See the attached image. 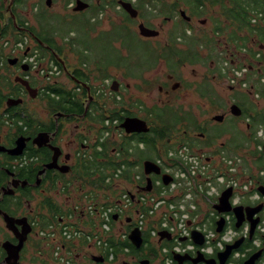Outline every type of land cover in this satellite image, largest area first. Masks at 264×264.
I'll return each mask as SVG.
<instances>
[{"label":"flooded vegetation","instance_id":"obj_1","mask_svg":"<svg viewBox=\"0 0 264 264\" xmlns=\"http://www.w3.org/2000/svg\"><path fill=\"white\" fill-rule=\"evenodd\" d=\"M241 4L242 0H0V264L47 263L50 249L43 246L39 232L76 221L80 195L85 185L91 186L88 178L95 177V167L124 163L142 175L145 161L158 162L180 149L216 163L221 154L229 155L227 144L236 148L230 154L239 160L234 178L247 189L239 195L245 200L239 203L238 198L233 206L243 208V219L235 228L232 214L237 236L224 247L239 243L224 264H264L260 192L264 191V42L246 32L264 29V13L251 11L250 24L240 31L234 17ZM52 8L61 11L50 14ZM52 18L60 25L53 31ZM98 23L109 26L94 34ZM209 23L211 28L204 32ZM71 24L75 30L68 36L62 29ZM226 25L232 51L227 43L225 53H218L217 46L207 49L224 34ZM81 27L87 32L86 41ZM141 27L153 34L142 35ZM112 32L117 35L110 42ZM233 33L236 39L231 42ZM97 39L102 48L95 46ZM207 62L209 70L196 72ZM190 67L191 72L182 71ZM114 71L124 74L117 79L111 75ZM145 72L153 73L145 77ZM224 77L235 91L234 99L220 115L207 118L206 105L216 99L209 81ZM251 77L259 86L248 85ZM132 80L135 85L128 82ZM100 82L114 96V104L97 88ZM113 82L115 92L110 89ZM192 89L203 112L182 113L184 100L178 102L177 95L186 99ZM176 103L178 108L173 109ZM233 107L239 115H234ZM126 120L144 121L148 131L127 132L120 127ZM185 122L189 127H181ZM222 124L226 126L220 131L215 128ZM241 131L249 144L245 154L238 152L243 147ZM228 189L231 201L237 193ZM225 190L220 189V195ZM130 219L126 226L134 225ZM218 253L204 259H216L218 264ZM186 255L182 264H205L193 261L197 254ZM128 258L126 264H161L147 239Z\"/></svg>","mask_w":264,"mask_h":264},{"label":"built area","instance_id":"obj_2","mask_svg":"<svg viewBox=\"0 0 264 264\" xmlns=\"http://www.w3.org/2000/svg\"><path fill=\"white\" fill-rule=\"evenodd\" d=\"M238 76V74H237ZM239 160L231 155L221 154L216 163L204 161L202 155L180 149L163 160L155 162L161 174L171 177L168 185H163L160 176L150 192L143 189L146 177L132 171V181L122 178L124 166L117 169L106 179L111 185L102 199L87 196L77 209L76 221L67 220L65 224L51 226L39 232L43 246L50 249L46 264H125L129 262V249L114 244L124 243L127 232L120 229L127 218H133L142 237L155 248L161 264H173L174 255L189 253L212 255L224 250L225 244L237 236L232 229V213H207L218 202L220 189L234 188L237 196L246 191L234 178ZM125 185L122 187L121 185ZM115 195L116 198H110ZM103 196V195H101ZM230 201L237 204L238 197ZM232 197V198H233ZM203 211V215L199 212ZM113 215H117L113 221ZM223 218L220 233L215 231L216 221ZM200 232L203 243L197 246L191 240V231ZM165 231L170 240L159 241L158 233ZM185 239L181 241V239ZM43 247V248H44ZM101 257V263L92 261ZM228 264H233L229 262Z\"/></svg>","mask_w":264,"mask_h":264},{"label":"rangeland","instance_id":"obj_3","mask_svg":"<svg viewBox=\"0 0 264 264\" xmlns=\"http://www.w3.org/2000/svg\"><path fill=\"white\" fill-rule=\"evenodd\" d=\"M39 8H40V11H44V8L41 9V6H39ZM32 11H33V8L31 6V8H30V14H33ZM59 11H61V9H59V8H52L49 13L50 14H56L57 13V15H58V12ZM31 18L33 19V16ZM54 19L55 18H52V20L50 21V23L53 22V25H54V21H55ZM30 26L33 27L35 30H38V32L39 31L40 32H43L38 23H32L31 22L30 23ZM108 26H109L108 24H104V23L95 24L93 26L94 34H97V33H100V32H105V29L108 28ZM226 26H228V27L224 31V34L223 35L222 34L219 35V37L215 40V42L212 45L207 46V49H212V48H215L217 46L216 47V51L218 53L220 51L222 53L224 51V53H225V44L226 43L227 44L229 43V42L226 41V39H227L226 33L229 31V28H230L229 25H226ZM210 28H211V23H209L205 28H203V31L204 32H208ZM163 34L161 35L160 38H162ZM51 35H54V32H52ZM68 36H69V34H68ZM162 42H163V40L161 39V43ZM249 47H250L251 50H254L255 49L252 45H250ZM228 48H229L230 51H232L231 50V47H230V44H228ZM206 52H207V50H206ZM235 57H237V55ZM235 57L233 59H235ZM219 62L221 64V60ZM208 64L209 63L207 62V66L206 67H203L202 69H200V71H197L196 70V72H202L203 73L205 69H208L209 70L210 64L209 65ZM241 64L242 63H238V66H240ZM263 68H264V66L261 67L262 70H263ZM182 71H184V72H191V67L190 68H186L185 70H182ZM152 73L153 72H145L143 74H144L145 77H150ZM208 73L205 72V74H208V76H211V74H210L209 71H208ZM123 74H124L123 72H121V73L120 72H115V71L114 72H111V75L114 76L117 79H119V77L123 76ZM158 75H159V73H158ZM62 81L64 83H66V86L67 87L70 88L72 86L67 79L62 78ZM128 82L130 84L135 85V82L133 80L132 81H128ZM248 82H249L248 85L252 84V85H255L256 87L259 86L258 85V82L255 81L253 79V77L249 78L248 79ZM209 83H210V86H211V89L210 90H213L215 92V94H216V99L214 100L215 104H212V103L209 102L206 105L207 111L205 112V115L207 116V118H210L211 116H213L215 114L220 115L222 113V110L225 111V109H228V105L234 99V96H235L234 95L235 94V91L230 88V86L227 83L225 77L222 78V79H217L213 83H211L209 81ZM104 85L105 84L103 82H100L98 84L97 88L99 90H102L105 93V98L106 99L109 98V102H111L112 104H114V99H113L114 96H111V95L108 94L109 89H105V86ZM195 93L196 92L193 90L190 93V96L191 97H188L186 99H183V98H181L180 96L177 95L178 102H182L184 100V104L182 105V108H183L182 113L187 112V111H189L191 114H192L191 111H195L196 113L203 112V110L199 106L200 104L197 102V99H198L197 98V95H196L197 93L196 94ZM217 104H221L223 108L222 109L217 108L216 107ZM39 105H40V102L39 101H36L34 103L33 107L37 109L39 107ZM176 106H178L177 103L175 104V106L173 107V109H177L178 107H176ZM187 109H189V110H187ZM182 117H191L192 120L196 121V118L193 115L183 114ZM225 126H226V124H222L220 126H215V128L220 131L222 128H225ZM181 127H189V126H188V123L185 122V125L183 124ZM115 134H116V137H118L119 131L116 130L115 131ZM239 138H240L239 144H242L243 147L240 148V150L238 152L240 154H245L246 153L245 148L249 145L247 143V141L245 140V132L241 131V133L239 134ZM262 139L264 140V138H262ZM225 148L228 151V154L229 155H232L230 153H232V152H234L236 150V148H234L233 146H231L229 144H227L225 146ZM121 186L122 187H125V185H123V184ZM84 190H85V192H84L83 196H81L80 193H78V195H77V197H79V195H80V198H81L82 201L84 199V196H90V197H98V196H100L102 199H104V197L107 196L105 193H103L101 191H98V190H96L95 188H93L92 186H89V185H85ZM101 195H103V196H101ZM107 197H109V196H107ZM110 198H116V197H115V195H111ZM238 198H239V203H241V202H243L245 200V198L243 199V196H238ZM76 200H78V199L76 198ZM133 222H134V219H133ZM134 224H135V222H134ZM120 231L121 232H127L128 233L127 226L124 224L122 226V228L120 229ZM128 260H129V258H128Z\"/></svg>","mask_w":264,"mask_h":264},{"label":"water","instance_id":"obj_4","mask_svg":"<svg viewBox=\"0 0 264 264\" xmlns=\"http://www.w3.org/2000/svg\"><path fill=\"white\" fill-rule=\"evenodd\" d=\"M83 6L84 5L79 6L78 8L81 9L83 8ZM139 30L142 35L153 34V32H151L150 30L144 27H141ZM116 85H117V82H113L111 84L110 86L111 91L115 92L117 90ZM232 109H233L234 115L240 114V110L238 108L233 107ZM221 119H222L221 117H214V120L216 121H221ZM120 127L125 128L127 132L146 133L148 131V127L146 126V123L141 120H126L123 124H121ZM142 168H143V174L146 177V180H145L146 186L143 189L145 192L151 191V187H152L151 176L152 175L157 176V177L160 176V180L162 184L165 186L168 185V183L171 181V177L169 175L161 174L160 167L150 161H145L142 164ZM260 192L264 194L263 190H261ZM230 197H231V189H226L225 191H223L222 194L218 198V202L213 205V210L218 214L227 213V212H231L232 214H234L237 220L235 224V228H239L241 225L242 219H243V208L241 206L232 207L230 204ZM112 219L113 221H116L117 215H113ZM130 221L131 219L127 218L125 222L129 224ZM215 225H216L215 231L217 233H220L223 227V218H220L218 221H216ZM158 236H159V241H162L163 239H166L168 241L170 240L169 234L166 233L165 231L159 232ZM127 239L135 249H139L143 244L142 233L137 227H133L128 232ZM184 240H185L184 238L181 239V241H184ZM191 240L193 241L195 245L200 246L203 243V236L200 232L192 230ZM238 243L239 242L236 241L231 245H227L222 252L218 253V256H217L218 264L225 263L231 251L237 247ZM173 259L177 264H182L183 261L188 259V256L187 255H174ZM102 260L103 259L101 257L92 258V261H94L95 263H101ZM193 261L198 262V263L201 262L205 264H216V259L205 260L204 255L199 252L197 253V256L193 259ZM142 264H146V262H142Z\"/></svg>","mask_w":264,"mask_h":264},{"label":"trees","instance_id":"obj_5","mask_svg":"<svg viewBox=\"0 0 264 264\" xmlns=\"http://www.w3.org/2000/svg\"><path fill=\"white\" fill-rule=\"evenodd\" d=\"M251 11L264 13V0H242V4L238 6L237 10L235 11V17H234V20L237 22V25H238L237 27L238 30L241 31L242 29H245V27H247L248 24H250L248 16L251 13ZM225 15L228 19H231V15L229 13L228 14L225 13ZM50 27H51V30L53 31L55 29L57 30V27H60V25L57 24V22H54V25L52 23L50 24ZM226 29H227V26L224 28L223 31H225ZM72 30H75L73 24L64 25L62 29V31L65 32L66 35H68ZM78 30L80 33L83 34V39L86 41L88 38L87 32L82 27L79 28ZM247 31L252 37H255L258 41L264 42V29L263 28L254 27V28L246 30V32ZM116 35H117L116 32H112L108 36L110 38V42L111 40L114 39ZM230 36L231 38L229 39V41L231 40V42H233L236 39V35L233 33ZM104 37L107 38L106 35ZM240 41H245V40H240ZM78 42L81 43L82 41H78ZM95 46L102 48V42L100 39L95 40ZM52 92H55L56 94L59 93L58 90L56 89H52ZM175 119H176V122H178L177 117H175ZM122 165L125 166V170L122 173V178L125 179L127 182H131L132 181V171L134 170L132 166H129L124 163H113L111 165L103 164L101 166L95 167L94 168L95 177H93L92 179L90 177L88 178L89 184L96 190L105 193L109 188H111V185L106 183V179L110 175H112L113 172H115L117 169H120ZM151 179H152L153 186H155V182L159 180V177L152 175ZM88 198H90V196H87V199ZM93 198H97V197H93ZM134 225H127L128 232L131 230V228L134 227ZM146 239L147 237L146 235H144L143 243H146ZM110 242L112 243V245H114L115 252L119 251L120 247H123V246H126L129 249V252L131 254L132 252L136 251V249L130 244L128 239H126L124 243L122 242L120 244H114V241L112 239Z\"/></svg>","mask_w":264,"mask_h":264}]
</instances>
